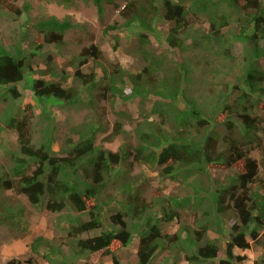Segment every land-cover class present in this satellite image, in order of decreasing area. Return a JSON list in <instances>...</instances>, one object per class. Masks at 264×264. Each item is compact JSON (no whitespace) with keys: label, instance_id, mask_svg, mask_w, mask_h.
Here are the masks:
<instances>
[{"label":"trees","instance_id":"16d2710c","mask_svg":"<svg viewBox=\"0 0 264 264\" xmlns=\"http://www.w3.org/2000/svg\"><path fill=\"white\" fill-rule=\"evenodd\" d=\"M73 1L58 3L69 6ZM81 1L94 6L103 22L105 5L117 7L119 0ZM123 1L121 23L105 25L102 33L136 28L133 52L145 62L140 70L105 63L93 43L79 52L65 48L66 34L79 26L70 16H41L32 25L42 37L36 49L44 50L46 62L31 81L32 93L38 100L53 99L86 113L69 128L59 153L52 149L53 127L35 136L32 123L20 119L16 109L9 105L1 113L0 224L13 220L29 236L27 212L4 195L11 192L24 196L32 208L64 212L60 223L68 238L66 253L64 245L35 236L26 259L5 264H69L73 257L99 251L111 255V264H121L110 247L127 246L135 235L136 264H150L160 252L169 253L171 264H211L219 246L209 233L222 234V219L233 215L238 223L229 228L226 259L219 264L241 260L233 250L247 249L248 237L264 247V114L258 112L264 113V0ZM4 10L22 14L0 0V14ZM166 25V46H155L151 37ZM233 42L242 45L238 56L232 53ZM118 44L115 37L112 49ZM52 51L78 66L91 59L93 66L87 73L78 66L71 74L55 72ZM35 57L22 41L9 46L0 42V89L11 98L20 96L16 85L33 73ZM131 100L138 102L140 119L126 131ZM101 102L115 120L111 133L96 145L109 125ZM221 115L227 118L221 121ZM211 122L222 124L224 131L210 129ZM10 131L14 144L8 140ZM119 138L115 151L103 146ZM253 150L260 159L252 157ZM134 164L156 175L158 187L150 200L140 191L144 181L133 173ZM211 165L234 173L211 189L203 179ZM167 178L179 186L164 195ZM189 211L195 215L193 225L186 222ZM173 222L178 229L164 232ZM97 230L99 234L80 237Z\"/></svg>","mask_w":264,"mask_h":264},{"label":"rangeland","instance_id":"374dc122","mask_svg":"<svg viewBox=\"0 0 264 264\" xmlns=\"http://www.w3.org/2000/svg\"><path fill=\"white\" fill-rule=\"evenodd\" d=\"M11 3L14 7L20 9L22 14L17 16L11 13L9 10H4L0 14V42L4 45L9 46L12 43L23 42L24 49L29 53L34 54V62H32L33 73H27L23 81L16 85V91L20 96L16 99L11 98V94L7 93V90L3 87L0 89V116L1 113L8 108L10 105L16 109V113L20 119H27L32 123L31 132L35 136H40L46 126L53 127L55 129L53 135V150L59 153L61 144L66 136H70L68 132L69 128L80 123L84 117L86 110H77L71 107H65L61 102H56L53 99H46L45 101L38 100L31 91V81L40 75V71L45 69V55L44 50H37V45L41 42L42 37L38 35L32 28L33 23L41 16H55L59 19L70 16L72 21L79 24V26L73 30L68 31L66 34L67 48L70 51H80L82 47L88 46L91 43L96 44L100 51L102 59L107 64H120L129 69L140 70L145 63L134 54L133 36L132 34L136 28L125 30L123 32L115 33L111 32L107 36L103 35V27L105 25H111L115 22L121 23L119 11L122 8L124 1L119 0L118 6L115 7L113 4H106L103 22H100L97 18V13L91 4H85L81 0H74L69 6H65L58 3V0H6ZM236 24H232L235 27ZM205 27V24L203 25ZM231 27V28H232ZM237 29V28H236ZM157 34L151 37V41L155 46L165 47L166 46V26H159ZM115 37H118V46L116 50L112 49ZM233 40L232 36H230ZM232 53L235 56L240 55L242 51V45L238 42H233ZM54 51V50H53ZM52 51V53H53ZM53 63L55 65V72L65 69L71 74L78 66V62L75 60L68 61L66 57L53 53ZM74 64V65H73ZM93 64L91 59L86 64L78 66L82 73H87L92 68ZM233 78H235L233 76ZM47 79V78H45ZM230 83L234 84L235 81ZM14 102H13V101ZM176 107L184 109V105L178 102L173 103ZM102 108L107 110L106 119L109 121L108 131L104 134L98 135L95 143L96 145L101 143V139L106 137L112 131V125L115 120V116L110 112V108L107 103L101 102L99 104ZM262 106V105H261ZM121 106H116L119 109ZM126 110L131 116V122L126 124L125 129L129 131L132 125L139 120L138 115L139 105L137 100H131L126 106ZM47 115L41 114V112ZM259 114H264L259 109ZM226 116H230L225 113ZM221 115L218 117L221 121H224L227 117ZM132 123V124H131ZM215 122H211L210 129L215 127L220 131H224L225 127L222 124L215 125ZM33 128V129H32ZM9 136V137H8ZM8 140L11 144L15 142V134L10 131ZM75 138V136H73ZM264 138V134H263ZM121 139L115 140L112 143H104L103 146L112 151H115ZM251 155L255 159H260L261 155L258 150H253ZM133 173L143 180V186H140V191L145 199L150 200L153 197L154 190L158 187L156 175L152 172H148L143 169L142 166L134 164ZM234 173V172H233ZM225 169H221L218 166H208L205 169L203 175L204 181L207 185L213 189L220 183L224 182L226 177L233 174ZM166 189L163 194L172 193L179 186L178 181H172L169 178L166 179ZM13 202L17 203L25 210L24 218L26 216L27 231L29 236H23L20 228L17 224L13 223V220L4 221L0 224V264H5L9 260L19 259L24 260L29 254L27 248L29 241L35 236H43L55 244L64 245V251L67 253L66 242V231L63 230L62 224L60 223L62 213H51L45 210L43 207L35 209L29 206L27 200L22 195H16L11 192L4 193ZM66 212V211H65ZM73 216H77L76 213H72ZM200 212L198 213V216ZM83 220H87V215H82ZM195 215L192 211H189L186 222L193 225ZM238 223V220L234 215L230 218H223L221 226L224 231L222 234H217L216 231L209 233V237L216 241L219 246V254L216 259L211 261V264H219V261L226 259V243L229 241V228L234 224ZM179 227V223L173 222L163 227V231L167 233H174ZM20 232V235H19ZM99 230L83 234L80 237L86 238L99 234ZM262 232H260V235ZM249 246L247 249L240 250L234 249V256L240 257L241 260L234 261V264H263L264 261V247L258 245L254 240L249 237L246 238ZM138 245V236H134L127 246H120L118 243H113L110 247V251L120 259L121 264H136V248ZM168 258V260H166ZM111 255L103 254L102 251L96 253H84L77 257H73L68 261L69 264H111ZM172 258L168 252H160L156 255L154 260L150 264H171ZM46 264V263H44ZM177 264H189L186 261L179 260Z\"/></svg>","mask_w":264,"mask_h":264}]
</instances>
